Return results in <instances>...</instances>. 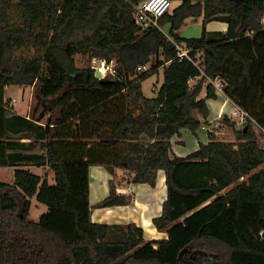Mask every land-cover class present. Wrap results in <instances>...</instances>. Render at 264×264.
Masks as SVG:
<instances>
[{"label": "trees", "instance_id": "trees-1", "mask_svg": "<svg viewBox=\"0 0 264 264\" xmlns=\"http://www.w3.org/2000/svg\"><path fill=\"white\" fill-rule=\"evenodd\" d=\"M141 1L0 0V167H17L14 183L0 182V264H264V0H182L146 30L134 18ZM189 17L203 18L200 37L178 33ZM214 21L227 30H208ZM175 42L202 53V70L178 61ZM79 54L114 61L116 75L78 67ZM160 68L163 84L147 97L143 81ZM216 78L255 123L234 128L236 140L209 131L198 149L174 154V136L204 126ZM25 84L36 87L39 116L6 99V88ZM94 165L150 186L165 172L153 224L167 240L146 241L134 223L93 222ZM26 166L51 168L55 183ZM34 196L48 207L38 222ZM132 201L112 179L97 207Z\"/></svg>", "mask_w": 264, "mask_h": 264}, {"label": "crops", "instance_id": "crops-1", "mask_svg": "<svg viewBox=\"0 0 264 264\" xmlns=\"http://www.w3.org/2000/svg\"><path fill=\"white\" fill-rule=\"evenodd\" d=\"M219 27L221 28L219 31L225 32L228 25L226 23L225 25H217V28ZM204 95L205 94L202 96ZM207 104L210 110L209 116L206 119H203V117L199 115V118L204 122L205 128L200 129L198 136H194L189 130H182L181 137L178 135L174 136L172 138V150L174 154L186 156L190 152L198 149L200 143L208 142L209 131L215 132L216 136L220 135L219 130L225 126L224 124H221L223 123L222 118L225 114L228 115L232 112L234 105L231 100L227 99L224 95H219L218 99H208ZM189 140H192L189 143L191 145H188ZM29 167L33 166H26V168ZM112 179L115 182L118 193L132 195L133 201L129 205L98 208V203L104 200L110 193V180ZM157 186L158 189L160 187L158 192ZM166 199V175L163 170L158 172L156 185L150 186L149 184H134L132 172L117 169L115 178H112L110 172H107L104 166L94 165L90 167V203L93 208L92 219L95 223L124 225L134 223L139 228H142L143 226L149 228V223H153V219L161 215L163 203ZM149 234L155 239L160 238L159 240L154 241L168 239L166 231L157 234L160 236H155L152 230H150Z\"/></svg>", "mask_w": 264, "mask_h": 264}, {"label": "rangeland", "instance_id": "rangeland-1", "mask_svg": "<svg viewBox=\"0 0 264 264\" xmlns=\"http://www.w3.org/2000/svg\"><path fill=\"white\" fill-rule=\"evenodd\" d=\"M172 1V8H175L179 6L182 2V0H171ZM260 22L263 23L264 15L261 17ZM258 18V19H259ZM217 25H225L223 22L214 21L207 25V29L209 30H220L221 28H217ZM170 28V24H166L164 26V31L168 33ZM203 30V18L202 17H189L187 18L178 33L183 38H197L200 37ZM200 60H202V53L198 55ZM76 64L80 68H86V67H94L98 68L101 66L100 60L93 59L89 55H77L75 57ZM147 69H144L141 71V73L137 74L138 76L141 75L143 72L150 69V66H146ZM163 69L160 68L159 71H157L154 74H151L147 79L143 81V92L147 97H153L155 96L157 90L161 87L163 84ZM197 82V79L192 80L190 83L191 85H195ZM205 94V92H202V95ZM6 97L9 99L11 106L19 113H24L27 115H33L36 111V114L39 116L41 111L44 107H42V102L39 101L37 94H36V87L34 84H25V85H14L7 88L6 91ZM230 100V99H229ZM232 102V101H231ZM233 103V102H232ZM47 117H44L42 119V122H45ZM234 122L237 121V117L234 118ZM217 122V121H216ZM219 122V121H218ZM224 124L223 128H221L220 135L217 136L218 139L221 140H236L234 128L240 129L242 128L241 125H239L237 122H235L234 126L232 127L229 124ZM218 125V124H217ZM216 125V126H217ZM218 127V126H217ZM215 127V128H217ZM219 129V128H218ZM219 133V132H218ZM192 140H189L188 145ZM195 143V142H194ZM262 144L264 145V135L262 136ZM189 149V147H188ZM17 168V167H16ZM15 167H0V182H6V183H14L15 181ZM26 168V167H25ZM29 170H31L33 173L41 176V178L44 180L46 179L50 184L55 183V173L51 170L49 167H29ZM107 170V169H106ZM108 172V170H107ZM112 178H115V175H111ZM136 184V183H134ZM160 189V187H159ZM157 186V192L159 191ZM32 206L30 210V218L31 220L38 222L41 218V216L48 211V207L37 200L36 196H34L32 199ZM152 221V220H151ZM143 237L146 241L149 240H159L160 238H154L153 236H150V230L154 232L155 236H160L157 234H161L164 231H159L156 229V227L153 225L152 222L149 223V228L143 226L142 228ZM149 234V235H148ZM148 235V236H147ZM162 236V235H161Z\"/></svg>", "mask_w": 264, "mask_h": 264}, {"label": "built area", "instance_id": "built-area-1", "mask_svg": "<svg viewBox=\"0 0 264 264\" xmlns=\"http://www.w3.org/2000/svg\"><path fill=\"white\" fill-rule=\"evenodd\" d=\"M171 7H172L171 0H143L134 6L135 21L142 30L149 29L153 26L161 28L159 24V18L163 16L166 12H168L171 9ZM263 24H264V20H263ZM175 45L178 50V54L176 58L178 59L179 62L188 59L190 62H192L194 65H196L199 69L202 70L201 68L202 60H200L198 56L200 55V53H198L195 57H192L191 49L185 43L175 42ZM100 62H101V66L98 67L97 70L101 71L102 77H105L107 75H113V76L116 75V63L114 61L111 63H107L106 61L100 60ZM144 69H147L146 66L137 67L138 72H141ZM209 82L215 86V90L218 95H224L225 97H227V99H230L224 92L225 83L223 82L222 79L220 78H216L215 80L209 79ZM233 105L234 108L232 112L228 114V116L232 120H234V118L237 117V121L235 122H237L242 127H244L249 120H252L255 123V121L247 111L236 105L234 102ZM202 128H205V126H202ZM260 129L264 135V128H260Z\"/></svg>", "mask_w": 264, "mask_h": 264}, {"label": "water", "instance_id": "water-1", "mask_svg": "<svg viewBox=\"0 0 264 264\" xmlns=\"http://www.w3.org/2000/svg\"><path fill=\"white\" fill-rule=\"evenodd\" d=\"M96 76H97L98 78H101V77H102V74H101V71H100V70H97V72H96Z\"/></svg>", "mask_w": 264, "mask_h": 264}]
</instances>
